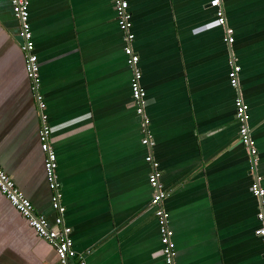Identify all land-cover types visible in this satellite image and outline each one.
Wrapping results in <instances>:
<instances>
[{"label": "crops", "instance_id": "obj_1", "mask_svg": "<svg viewBox=\"0 0 264 264\" xmlns=\"http://www.w3.org/2000/svg\"><path fill=\"white\" fill-rule=\"evenodd\" d=\"M207 1L126 0L148 149L111 0H28L62 222L85 264H165L148 208V152L167 193L161 206L173 264H264L227 77L232 56L264 189V0H221L230 45ZM17 33L9 0H0V165L51 224L56 211ZM0 264H59L54 247L1 194Z\"/></svg>", "mask_w": 264, "mask_h": 264}, {"label": "built area", "instance_id": "obj_2", "mask_svg": "<svg viewBox=\"0 0 264 264\" xmlns=\"http://www.w3.org/2000/svg\"><path fill=\"white\" fill-rule=\"evenodd\" d=\"M11 13L18 23L19 50L24 57V69L29 80L30 90L36 104L38 116V140L39 147L43 152V169L45 179L50 190V203L56 211L53 222L50 224L46 218L34 211L31 202L15 185L12 177L6 173L0 165V194L12 205V207L25 219L26 224L33 229L36 236L46 240L54 247L55 254L59 264H67L69 259H73V264H85L81 254L74 251L72 239L69 236V226L63 224L62 213L64 207L60 203L61 190L56 175V157L51 145V127L47 122L45 113V103L38 92L39 75L38 62L33 53V42L28 22V1L27 0H9ZM112 9L116 24L121 32L122 53L125 56L126 64L130 68L129 88L130 95L135 105V112L141 117L143 135L141 144L150 149L153 146V140L147 130L148 119L143 113L145 105L144 90L140 86V70L137 67L138 56L133 51L131 41L133 33L131 31V15L127 8L126 0H111ZM207 5L212 7L215 14V23L223 28V40L227 45L233 41L232 29L226 25L223 6L221 0H208ZM230 68L227 71L228 82L234 88L233 98L234 117L237 122L238 141L246 148L248 153V170L251 177L249 184L250 194L257 201V210L255 218L259 226L255 228L254 233L260 238L264 246V189L261 186V175L257 170V150L254 141L250 135V125L248 123L247 104L243 101L238 89V72L240 67L235 63L232 56L228 61ZM145 161L150 166L147 174V182L152 188L151 197L148 202V208H151L155 217L160 241V252L165 264H173L174 244L172 241V230L167 225L168 214L161 206V200L167 195L159 182L160 170L158 162L153 159L150 152L144 156ZM264 258V249L262 251Z\"/></svg>", "mask_w": 264, "mask_h": 264}, {"label": "water", "instance_id": "obj_3", "mask_svg": "<svg viewBox=\"0 0 264 264\" xmlns=\"http://www.w3.org/2000/svg\"><path fill=\"white\" fill-rule=\"evenodd\" d=\"M28 1V0H27Z\"/></svg>", "mask_w": 264, "mask_h": 264}]
</instances>
